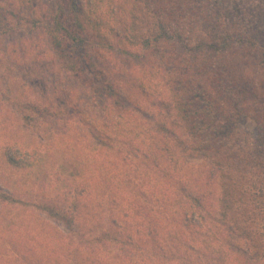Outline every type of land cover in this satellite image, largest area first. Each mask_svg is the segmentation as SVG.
<instances>
[{
	"label": "trees",
	"instance_id": "trees-1",
	"mask_svg": "<svg viewBox=\"0 0 264 264\" xmlns=\"http://www.w3.org/2000/svg\"><path fill=\"white\" fill-rule=\"evenodd\" d=\"M45 6L0 31L19 36L0 40V69L27 65L38 89L0 71V264L263 263L264 28L250 12L264 0ZM122 89L157 112L154 130ZM252 111L249 141L235 122ZM34 121L45 137L26 133ZM67 136L82 142L72 167L58 156Z\"/></svg>",
	"mask_w": 264,
	"mask_h": 264
},
{
	"label": "rangeland",
	"instance_id": "rangeland-1",
	"mask_svg": "<svg viewBox=\"0 0 264 264\" xmlns=\"http://www.w3.org/2000/svg\"><path fill=\"white\" fill-rule=\"evenodd\" d=\"M45 4H46V0H0V31L1 29L3 31L5 27L9 28L13 26L15 27V29L13 27L14 30H18L20 26H16V25H22L23 23L20 20V23L18 24V22H16L17 19H23L22 17H28V15L30 14V11L32 10L36 11V14L34 17H37V11H44L46 7ZM250 13H252V15L254 16L253 18L255 19V23H258L259 27L261 25L264 28V13H258L254 11L253 9H251ZM2 19L9 20V23L3 22L4 20L2 21ZM3 23H5V26L3 25ZM18 37L17 35H14V36L10 35L7 38L1 37L0 40L4 42L3 44H8L11 40L15 38L17 39ZM1 54L2 53L0 52V61H2L3 63V60L6 61V58H2L3 56ZM242 61L244 60H241L240 56L233 54L232 56H229L228 59H226L224 62H222L226 67H229L227 69L231 72V78L238 76L239 72L241 71L239 67L241 66ZM14 63L15 61H12L10 63L11 64L10 66L12 68L7 67V65H4V67H2L0 71L9 73V76H11V78L14 79L16 82L22 81V82H26L27 84H30L34 89H36V92H38V89L36 88V85L34 84V82L36 81L32 82V79H30L28 76V74L31 72L30 68H28V66L25 64L22 65V64H14ZM32 71L33 73L34 72L36 73L35 75L40 74V72H38L35 69H33ZM257 79L258 81L262 83V86L260 88H258L257 84H255L254 81L251 84L253 85L255 84L257 86V91H255L256 95H258V97H264V68L260 70L258 74L256 75V81ZM172 93H173V89L171 91H168L167 98L172 97V100L171 102H167L165 104V107L164 109H162L161 112H163V114L168 112L172 116L173 115L175 116L172 109L170 108V105L172 107V105L175 104V99H176L173 97ZM118 95L121 97V100L125 102V106L127 107V111H129V114H132L135 117H137L141 121L140 123L145 124L147 128L154 130L155 126L154 124H152L153 123L152 117H154V114H156L157 112L152 111L153 107H151L149 103L143 99L140 93L134 90L122 89V90H118ZM258 97L256 96V98ZM253 111L254 112L257 111V107ZM253 111L248 112V113L244 112L241 115V117H239L235 122L237 128H239L244 133V135H247V138L249 141H253L256 138L257 131H258L257 123L255 122V116H253L254 114ZM164 117H165V114H164ZM225 123L226 122L224 121H220V125L221 124L224 125ZM27 125H29V123ZM30 125L31 127L29 129L27 128V132H26L27 134H31V135L35 134L39 136V138L45 137V134H43L45 130H43L42 125L39 126L35 124V121ZM80 138L81 140L83 139V137H80ZM65 141H66V145L64 146V148H62V151L58 152V156L62 160V163L64 165H69L72 167L73 161L77 160V155L72 157V155L68 153L69 151L68 146H76L78 148H82V142H80L76 137H73V136H67ZM109 153L111 155L115 154L113 149L109 150ZM184 157H185V160H187L186 164L188 166L190 165L191 169L202 165V162L199 161V159L197 160L188 159V158L186 159V156L182 154V159H184ZM93 159L95 160L96 157H93ZM81 160L83 159L81 158ZM154 171L155 170H153V173ZM33 200H36V199L33 198ZM37 202L40 203V201H37ZM33 214H36L35 216L37 215L40 216L41 223H45L47 221L49 225L51 224L54 225V223H51L49 220H47V217L45 215L38 214V212L37 213L33 212ZM93 233L97 234L98 232L95 231ZM256 263L264 264V262L263 263L256 262Z\"/></svg>",
	"mask_w": 264,
	"mask_h": 264
}]
</instances>
